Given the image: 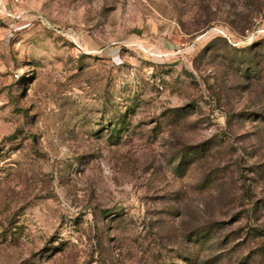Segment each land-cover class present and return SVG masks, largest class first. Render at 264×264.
Here are the masks:
<instances>
[{
    "label": "rangeland",
    "instance_id": "rangeland-1",
    "mask_svg": "<svg viewBox=\"0 0 264 264\" xmlns=\"http://www.w3.org/2000/svg\"><path fill=\"white\" fill-rule=\"evenodd\" d=\"M14 2L0 264H264V0Z\"/></svg>",
    "mask_w": 264,
    "mask_h": 264
},
{
    "label": "crops",
    "instance_id": "crops-1",
    "mask_svg": "<svg viewBox=\"0 0 264 264\" xmlns=\"http://www.w3.org/2000/svg\"><path fill=\"white\" fill-rule=\"evenodd\" d=\"M14 1H10V0H0V2H1L0 13H23V12H20V11L18 12L16 10L19 6Z\"/></svg>",
    "mask_w": 264,
    "mask_h": 264
}]
</instances>
